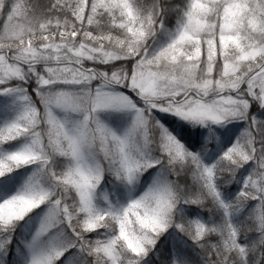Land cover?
I'll list each match as a JSON object with an SVG mask.
<instances>
[{
	"label": "snow or ice",
	"instance_id": "snow-or-ice-1",
	"mask_svg": "<svg viewBox=\"0 0 264 264\" xmlns=\"http://www.w3.org/2000/svg\"><path fill=\"white\" fill-rule=\"evenodd\" d=\"M0 95L22 104L0 123V190L34 166L0 200V249L32 213L46 246L28 264L69 248L75 264H264V0H0ZM109 108L131 112L126 129L98 117ZM180 121L209 139L189 146ZM105 172L152 179L98 207Z\"/></svg>",
	"mask_w": 264,
	"mask_h": 264
},
{
	"label": "trees",
	"instance_id": "trees-1",
	"mask_svg": "<svg viewBox=\"0 0 264 264\" xmlns=\"http://www.w3.org/2000/svg\"><path fill=\"white\" fill-rule=\"evenodd\" d=\"M1 103H4L5 105L10 107L13 106L12 103L11 105L10 103L8 104L7 99H5V97H1L0 95V106ZM10 107L6 109L7 113H5V110L4 112L0 110V121L1 119H13L22 109V106L19 108H13L14 112L12 115H10ZM57 113L62 116L66 115L69 119H71L72 117H77V114H65L63 110H57ZM97 115L103 122L116 129H120L124 125H129L132 119V114L129 110L118 108L103 109L100 110ZM257 115L259 116L260 114L257 113ZM160 116L165 119L163 120V122H165L166 124H171L175 120L170 119L167 116L165 117L164 115ZM223 127H230L231 131V135L228 138L227 143L223 145V147H227L229 144H231L232 141L237 138V136L241 134V130L245 127V122L234 120L231 121L228 125H223ZM175 132L182 139H184L185 143L189 146H191V143H194L196 140L204 142L205 140L209 139L207 128H201V126H194L183 121L177 122L175 124ZM24 142H26L25 138L21 137L16 141L9 142V146L19 147ZM213 142L219 143L218 140ZM216 155H219V152H217ZM212 159H215V156H212ZM250 164L251 162H249V165ZM249 165H245V169H247ZM33 168V165H23L19 168L13 169L12 172L7 173L6 175L8 176L19 174V179H17L16 183L13 184L10 189L0 190V200H3L5 197L13 194L21 185H23L25 179L33 171ZM2 179L3 177H0V180ZM151 179V175H148L146 178L145 175H142L140 180L137 181V183L135 184V186H126L125 184H122L121 182L117 181L115 177H113L110 173L105 172L103 179L97 187L95 203L98 207H103L105 204V196L109 197V199L113 203H124L129 195H135L142 191L143 187L146 186V184L151 181ZM235 184L236 182L233 181V183L227 185V187L233 188ZM189 207L192 209L197 208L196 205H190ZM35 211L36 210L34 209L33 212ZM189 215L204 220L209 219L208 209H199L198 212H191L189 213ZM35 225L36 217H34L32 213H29L17 223L16 228L13 230L11 241L7 242L6 247L0 249V264H26V257L28 254L27 244L31 240ZM0 240H2V237H0ZM157 247L162 248L165 251L171 250L172 243L171 240L168 238L167 233L162 234L160 239L157 240ZM77 259L78 257L76 255V250L73 248H69L68 251H66L60 257L56 264H75ZM145 259H147V257ZM153 259H156V257L153 256Z\"/></svg>",
	"mask_w": 264,
	"mask_h": 264
},
{
	"label": "rangeland",
	"instance_id": "rangeland-1",
	"mask_svg": "<svg viewBox=\"0 0 264 264\" xmlns=\"http://www.w3.org/2000/svg\"><path fill=\"white\" fill-rule=\"evenodd\" d=\"M1 97H5V99H7V101H8V104L10 103V105H11V103L13 104V106L12 107H10V106H7V105H5L4 103H1V106H0V110L2 111V112H4V110H5V113H7V111H6V109L7 108H9L10 107V115H12L13 114V112H14V109L13 108H19V107H21L22 106V104L21 103H19V102H13V99L11 98V97H7V96H2L1 95ZM58 114V113H57ZM58 115H60V114H58ZM160 115H164L165 117L167 116V117H169L170 119H176L175 117H173L171 114H168V113H161ZM62 116V115H61ZM77 117H72L71 119L72 120H74V119H76ZM162 118V117H161ZM162 120H165V119H163L162 118ZM5 121H7V120H4V119H1V121H0V123H3V122H5ZM187 123V122H186ZM191 125H193V124H191ZM110 126V125H109ZM194 126H200V125H194ZM110 127H112V126H110ZM128 127V125H124V126H122L120 129H116V128H114V127H112V128H114V129H116L117 131H122V130H124V129H126ZM13 171V170H12ZM23 185H21L19 188H21ZM18 188V189H19ZM17 189V190H18ZM16 190V191H17ZM15 191V192H16ZM14 192V193H15ZM12 195V194H11ZM10 196V195H9ZM130 196V195H129ZM129 196H128V198H129ZM6 198V197H5ZM127 198V199H128ZM97 205V204H96ZM46 246V242L45 241H37V242H32V240H30L29 242H28V244H27V248H28V254H27V257H26V264H28V261L30 260V258H31V256L34 254V252L35 251H37V250H39V249H43L44 247Z\"/></svg>",
	"mask_w": 264,
	"mask_h": 264
}]
</instances>
